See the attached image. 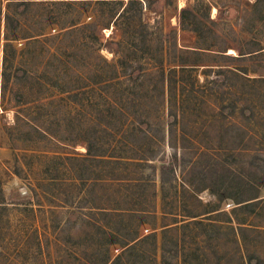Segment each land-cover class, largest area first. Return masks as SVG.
Listing matches in <instances>:
<instances>
[{"label": "rangeland", "instance_id": "374dc122", "mask_svg": "<svg viewBox=\"0 0 264 264\" xmlns=\"http://www.w3.org/2000/svg\"><path fill=\"white\" fill-rule=\"evenodd\" d=\"M9 1L0 0V88L3 69L11 75L0 89V264H160L162 224L177 228L163 264H264V0H140L129 16L146 24L148 47L119 57L142 71L106 90L107 109L97 74L112 58L99 49L110 29L95 25L116 0H27L5 24ZM70 18L79 27L64 34ZM125 115L143 121L115 144L119 160L104 161L111 138L99 129ZM131 145L153 161L125 166ZM161 159L174 160L163 201ZM127 196L153 205L125 219L139 234L153 229L155 243L107 235L118 217L100 210L122 212L136 200ZM163 205L190 223L170 225Z\"/></svg>", "mask_w": 264, "mask_h": 264}, {"label": "trees", "instance_id": "16d2710c", "mask_svg": "<svg viewBox=\"0 0 264 264\" xmlns=\"http://www.w3.org/2000/svg\"><path fill=\"white\" fill-rule=\"evenodd\" d=\"M73 1H80V0H73ZM101 1L102 3H106L107 1L110 0H97ZM14 2H17L13 4ZM29 2L32 1H27V0H20V1H9L7 3L6 7L7 13L4 15V21L5 24L9 20L12 19L11 14H9V8L11 5H19L23 7H27L29 5ZM116 2L119 4L118 8H115V11L113 14H111L110 19L107 21V24H97L96 25L92 22L91 24H82L86 27L92 28L93 24L98 28V29H110V33L108 35V39H104L103 43L99 44V49L100 50H105L106 52L110 53L112 55V58L110 60H106L104 57H101V66L99 69V72L97 74L98 81L97 85H99V88H102L103 94L101 95L102 103H101V108L102 109H107L111 108L114 106V101L112 98L109 96H106L109 92L106 91L108 90L113 83L115 84V81L117 82L118 85H121L122 82L128 83L129 81L136 80L138 77V74H141L142 69L140 66L137 67V70L131 66V63L127 59H122L121 53L123 50H131V53H134L135 48L138 46L140 43V47L142 48H147L148 45L145 42V36H144V31H146V24H144L141 21V18L138 16L137 19L131 18L129 16V11L130 8H133L135 5L140 12L142 9V2L140 0H116ZM59 5H70V3H61ZM184 11V8H181V12ZM79 21L76 19L70 18L69 21L67 22V29L65 30L64 34L70 33L73 29H77ZM111 23V25H109ZM124 27V32H120L119 28ZM7 28V25H6ZM64 29V27H62ZM60 28V29H62ZM70 31V32H69ZM58 34V33H57ZM59 35V34H58ZM56 37H60V36ZM126 35V41H124L123 36ZM63 36V35H62ZM7 40V39H6ZM139 42V43H137ZM116 47V50L113 49V47ZM118 48V49H117ZM117 55V56H115ZM131 58V57H129ZM143 73V72H142ZM137 75V76H136ZM11 75L3 69L1 73V90L5 91L7 81ZM12 77L15 79L17 77L16 69L13 70L12 72ZM133 82V81H132ZM96 84V83H95ZM109 95V94H108ZM135 116L133 115H125V119L119 124V126L116 128L115 124L107 123L102 125V127L99 129V132H101L103 135L108 136L111 138L110 142L108 143L110 147V152L108 154H101L100 157H104L106 155L108 157L107 160L104 161H111L109 159H113L114 161H118L119 158L115 157L113 153V149L115 144L119 142L121 135L127 134L126 132H129V135L131 136H136V130L139 122H142V118H138L137 122H134L133 118ZM112 127L114 130H112ZM132 131V133H131ZM114 137V138H113ZM113 138V139H112ZM106 141V140H105ZM113 143V145L111 144ZM80 145L84 148V154L86 156L93 155V144L89 142L82 141L80 142ZM130 151L133 152L132 155L124 157L123 160L126 165L125 166H130V167H136L140 164V162L143 161H153V160H147L148 154H146V150L143 147H133L132 145L129 146ZM152 154V153H151ZM150 155V154H149ZM112 157V158H111ZM152 158V157H151ZM161 162V165L158 167V172H159V183H160V200L163 201L165 199V195L163 192V185L165 184V179L163 178L164 171L167 169H172L173 167V161L170 162H165L163 159L159 160ZM153 167V166H152ZM126 183V186H138L137 183L133 182V180H128L124 179L123 180ZM152 186V184H151ZM154 196V192H152ZM136 199V200H131L129 201V206L128 208L124 209L122 212H115V211H108V210H100L99 213L107 214L108 216H113V217H118L117 223L120 228H113L112 232H109L107 234L112 241H118L119 243H138L139 241H144L147 239L153 240L154 241V232L152 231L153 229H144L148 234H139V227L141 224H136L135 226H130L127 224V221L125 218H134V217H140V215H152L153 214V205L151 204L147 209L141 206V204L148 205V203L143 202L140 196L133 198L132 196H127V199ZM257 196H252L250 198H247L246 200L236 202L235 204H240L248 201L255 200ZM160 201V202H161ZM252 202H248L242 205H249ZM163 208L161 210L160 207V214L161 217H169L171 224H177L184 222V220H177V217L183 218V216H180L176 213H166L163 211ZM191 218H194L195 216H189ZM185 224H189L190 222H184ZM182 225V224H181ZM161 233H160V264H163L164 262V252H163V245L165 242V236L168 232L170 231H176L177 228H174L175 226H169L168 224H162L161 226ZM180 227H183L180 226ZM121 228L125 229L126 232L128 233L127 237H122L120 234ZM238 232L237 235L239 236V233L243 231L244 227L238 226ZM119 238H122L123 240L120 241ZM115 243V242H113ZM183 248V246H182ZM176 253V252H175ZM176 255V254H175Z\"/></svg>", "mask_w": 264, "mask_h": 264}]
</instances>
